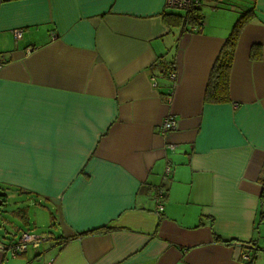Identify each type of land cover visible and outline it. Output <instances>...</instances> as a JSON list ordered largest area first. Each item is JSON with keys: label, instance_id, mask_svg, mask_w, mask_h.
Listing matches in <instances>:
<instances>
[{"label": "crops", "instance_id": "0c3cea01", "mask_svg": "<svg viewBox=\"0 0 264 264\" xmlns=\"http://www.w3.org/2000/svg\"><path fill=\"white\" fill-rule=\"evenodd\" d=\"M226 3L180 31L165 0H0V196H23L10 216L27 228L30 206L48 210L55 233L38 260L0 239V264H248L243 250L264 264V0L246 1L230 100L208 103L243 12ZM162 55L169 102L168 81H150ZM167 115L177 126L161 133Z\"/></svg>", "mask_w": 264, "mask_h": 264}, {"label": "trees", "instance_id": "16d2710c", "mask_svg": "<svg viewBox=\"0 0 264 264\" xmlns=\"http://www.w3.org/2000/svg\"><path fill=\"white\" fill-rule=\"evenodd\" d=\"M252 8L243 11L233 23L228 36L224 42L223 47L219 51L208 75L206 88L204 91V101L208 103H225L230 100V71L232 66V60L234 56V50L236 42L242 28L253 18ZM163 20L169 28L176 27L180 31L191 30V27L196 25L199 20H203L201 8L194 9L192 11H165L163 13ZM3 63L6 59L0 54ZM152 67L155 69L153 73L159 69L164 70V75L167 76L171 71H175L174 57L172 56H160L154 62ZM167 92V91H166ZM165 92V93H166ZM167 178V177H166ZM163 185H160V187ZM164 187V186H163ZM165 190V188H164ZM261 202L264 204V193H262ZM105 228H99L92 231H103ZM91 232V231H90ZM72 236L60 237V243L71 239ZM251 248V247H250ZM38 255H36L37 257ZM248 264L252 263V259L247 261Z\"/></svg>", "mask_w": 264, "mask_h": 264}, {"label": "built area", "instance_id": "2783aa9c", "mask_svg": "<svg viewBox=\"0 0 264 264\" xmlns=\"http://www.w3.org/2000/svg\"><path fill=\"white\" fill-rule=\"evenodd\" d=\"M224 0H165V6L168 8L179 9L183 11H192L194 9L201 8L205 4H211L213 6H217L223 3ZM203 25V20H199L196 25L191 27L192 31H199ZM14 36L19 38L21 36L22 30L21 29H13L12 30ZM3 64L2 58H0V68ZM160 80H167L168 81V88L167 92L164 94L165 100L170 101L171 93L173 90V86L176 82V71H171L169 75H164V70L159 69L155 73L150 75V81L152 86L157 87ZM177 126V120L173 115H167L162 123L160 124V131L161 133H166L170 130L175 129ZM170 169L169 166L166 167L163 179H166ZM165 197V190L164 187L160 185L154 187L153 189V199L156 202V210L158 213L163 209V199ZM51 237L49 236H39L36 234L29 233L27 231H23L18 239L17 242L11 245V254H21L26 252L27 246L32 245L33 247H37L41 242L49 241ZM2 249H7L5 246L0 245ZM243 261H249L251 259V253L249 250H243L240 255Z\"/></svg>", "mask_w": 264, "mask_h": 264}, {"label": "rangeland", "instance_id": "374dc122", "mask_svg": "<svg viewBox=\"0 0 264 264\" xmlns=\"http://www.w3.org/2000/svg\"><path fill=\"white\" fill-rule=\"evenodd\" d=\"M227 1V5L229 7H231L234 10H238L237 8H241L240 10H245L246 8H248L246 1L247 0H226ZM207 5H203L202 6V11L203 14H207ZM245 6V8L243 7ZM167 10L169 11H181L179 9H173V8H167ZM0 194H2V192L0 191ZM20 194L15 193H9L7 196H0V199H3V205L0 206V239L2 238H8L10 240V242H14L16 241L21 233L24 231V229H28L29 231H31L32 233H35L39 236H41L44 233H48V232H53L52 228L49 227V211L48 210H42L40 208H36L35 206H30L29 207V217H30V221L31 226L30 228H27L23 225H21L19 223V220L17 219H13L12 216H10V212L13 209H16L18 206H22V202L20 201L21 199ZM52 213H54L53 210H51ZM23 230V231H21ZM55 234V233H54ZM46 246L45 242H41L39 248H31L29 246L28 248V252H27V257L31 259H39V255H41V253L38 254L37 257H34V253L36 250H38L37 252L42 251V248Z\"/></svg>", "mask_w": 264, "mask_h": 264}]
</instances>
